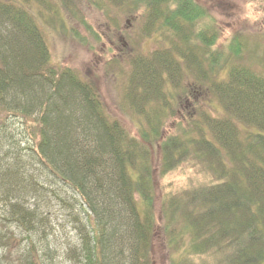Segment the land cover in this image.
Wrapping results in <instances>:
<instances>
[{
	"label": "trees",
	"instance_id": "trees-1",
	"mask_svg": "<svg viewBox=\"0 0 264 264\" xmlns=\"http://www.w3.org/2000/svg\"><path fill=\"white\" fill-rule=\"evenodd\" d=\"M21 1L53 9L56 0ZM64 2L70 6V0ZM118 3L143 10L147 26L172 34L168 47L131 60L126 97L151 127L150 134L143 129L142 137L158 138L163 173L192 155L214 174L166 199L172 230L176 222L183 223L173 235L181 231L185 240L188 231L190 237L185 254L172 264H264V74L243 63L239 37L217 47L219 31L210 24L214 18L194 0ZM32 11L0 0V108L36 117L38 129V136L29 137L33 145L27 143L21 154H4L0 146V246L5 253L0 264H47L54 257L52 234L30 202L42 194L50 176L58 195L66 193V202L76 199L84 209L76 247L82 249L81 264H153V151L107 114L93 80L71 67L53 66ZM185 75L199 81L188 79L189 95L200 101L213 95L225 112L201 111L194 133L180 123L177 134L165 136L163 116ZM10 156L11 166H3Z\"/></svg>",
	"mask_w": 264,
	"mask_h": 264
},
{
	"label": "rangeland",
	"instance_id": "rangeland-1",
	"mask_svg": "<svg viewBox=\"0 0 264 264\" xmlns=\"http://www.w3.org/2000/svg\"><path fill=\"white\" fill-rule=\"evenodd\" d=\"M14 1L33 10L50 47L53 66L71 67L80 75L93 80L107 114L121 120L129 133L147 143L153 151L151 185L156 228L151 245L152 262L172 264L185 254L190 237L188 231L184 232L185 240L181 239V231L176 237L173 235V231H179L183 223L176 222L175 229L172 230L173 225L169 222L170 208L166 199L184 194L193 184L212 180L214 174L208 169L204 170L205 167L199 165L192 155L187 160L176 162L173 169L163 173L165 160L158 138L142 137L143 129L151 130V127L143 123L145 118L131 106L126 97L128 79L133 74L132 58L138 55L148 56L168 47L171 44V32L147 26L143 10L119 5L118 0H70L69 7L64 0H56L53 1V9L44 8L42 4L35 2L27 7L21 0ZM194 1L214 18L210 24L219 31L217 47H226L234 36L239 37L244 43L241 58L243 63L264 74V0ZM189 78L199 84L194 77L185 75L181 81L182 86L173 89L170 111L167 116H163L161 125L165 136L177 134L180 123L194 133L195 122L200 119L201 111L212 115H222L225 112L213 95H206L204 101L193 94L189 95L184 87L189 85ZM199 106L203 107L198 109ZM15 107L20 108L17 104ZM8 113L9 111L0 108V128L2 126V132H5L3 143L0 144L3 146L1 151L3 153L5 150L4 154L6 151L21 154L27 143L29 146L33 145L29 139L31 133L38 136L36 117L24 118ZM201 124L204 125V122ZM12 161L11 156L7 157L3 166H11ZM50 177L44 186L41 183L44 187L42 194L34 195L30 200H34L33 208L43 216L47 233L52 234L50 251L54 257L47 264H81L82 256L79 253H82V249L76 247L81 244L84 209L76 199L70 198L66 202V193L58 195L53 189L58 184H51L54 179ZM137 200L140 207L144 208L140 195H137ZM177 217H182L179 211ZM175 239H178L176 245ZM1 249L0 246V257L5 254H2ZM208 260L212 261V258L209 257Z\"/></svg>",
	"mask_w": 264,
	"mask_h": 264
}]
</instances>
